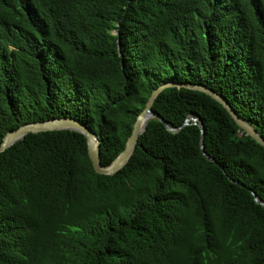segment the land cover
<instances>
[{"label": "trees", "instance_id": "1", "mask_svg": "<svg viewBox=\"0 0 264 264\" xmlns=\"http://www.w3.org/2000/svg\"><path fill=\"white\" fill-rule=\"evenodd\" d=\"M165 82L212 90L264 139V0H0V142L71 117L107 165ZM150 109L179 129L149 119L112 175L70 130L0 153V264H264V148L202 92Z\"/></svg>", "mask_w": 264, "mask_h": 264}, {"label": "water", "instance_id": "2", "mask_svg": "<svg viewBox=\"0 0 264 264\" xmlns=\"http://www.w3.org/2000/svg\"><path fill=\"white\" fill-rule=\"evenodd\" d=\"M112 33L117 34L116 31H113ZM166 87H177V88L183 87L190 90H196L208 95L225 109V111L233 119L236 125L243 130L245 135L249 136L252 140H254L257 144H259L261 147L264 148V139H262L261 136H259L257 132L250 125H248L245 121L237 117L234 114V112L231 110L227 102L222 97L214 93L212 90L200 84H192L188 82L185 83L165 82L157 86L150 92L143 109L136 116L131 132L127 136L122 150L107 165L99 164L97 135L91 132L83 123L71 117H58L44 121H35L31 123H26L14 130L8 131L0 142V153L6 150L8 147H10L16 141L22 139L28 133L70 130L77 132L84 137L87 157L91 163V167L94 173L100 175H112L114 172L120 169L128 160L129 156L134 150L138 135H140L143 132L145 125L149 119L154 118L158 120L165 127L167 131L175 132L176 130L179 129V127L178 128L168 127L166 123L161 119V117H159L155 112H153L150 109V106L155 96L163 88ZM189 121L198 126L200 132L199 146L202 154L205 157H207L202 149L203 129H202L201 121L197 116H187L183 121L182 126L187 125ZM208 159L210 161L213 160L212 158H208ZM251 194L257 203L264 206V203L256 197L254 192H251Z\"/></svg>", "mask_w": 264, "mask_h": 264}]
</instances>
